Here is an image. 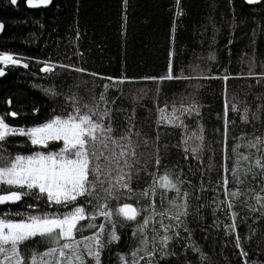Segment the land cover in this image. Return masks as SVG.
<instances>
[{"label": "trees", "instance_id": "16d2710c", "mask_svg": "<svg viewBox=\"0 0 264 264\" xmlns=\"http://www.w3.org/2000/svg\"><path fill=\"white\" fill-rule=\"evenodd\" d=\"M27 1L0 0V56L22 63L0 171L52 147L15 131L64 118L87 176L64 203L0 182L21 198L0 220L82 215L70 238L0 239V264H264V2Z\"/></svg>", "mask_w": 264, "mask_h": 264}, {"label": "rangeland", "instance_id": "374dc122", "mask_svg": "<svg viewBox=\"0 0 264 264\" xmlns=\"http://www.w3.org/2000/svg\"><path fill=\"white\" fill-rule=\"evenodd\" d=\"M7 58L13 62L11 66L22 65L12 57ZM6 132L14 131L0 118V136ZM15 132L27 133L38 146L52 147L44 155L22 157L12 169L0 171V182L12 187L37 189L57 203L72 201L84 193L87 164L74 153L84 141L85 131L81 125L58 118L46 125ZM81 218L78 212L63 219L0 220V239L4 243L16 242L53 230H60L65 238H70Z\"/></svg>", "mask_w": 264, "mask_h": 264}, {"label": "water", "instance_id": "95a60500", "mask_svg": "<svg viewBox=\"0 0 264 264\" xmlns=\"http://www.w3.org/2000/svg\"><path fill=\"white\" fill-rule=\"evenodd\" d=\"M243 2L248 6H257L260 5L264 0H243ZM27 8L30 10H39V9H48L52 5V0H28ZM2 32V26H0V34ZM11 66V65H10ZM9 67V66H7ZM7 76V71L1 67L0 68V80ZM12 118H16V116L12 115ZM21 202V198L19 193L11 192L8 194L0 195V208H10L18 206ZM131 215L130 212H128Z\"/></svg>", "mask_w": 264, "mask_h": 264}, {"label": "bare ground", "instance_id": "6f19581e", "mask_svg": "<svg viewBox=\"0 0 264 264\" xmlns=\"http://www.w3.org/2000/svg\"><path fill=\"white\" fill-rule=\"evenodd\" d=\"M7 57L8 56H0V65L7 67V66H10L13 64V62L10 60V58H7ZM48 70H49L48 68L45 69V71H48ZM0 209H2V208H0Z\"/></svg>", "mask_w": 264, "mask_h": 264}]
</instances>
